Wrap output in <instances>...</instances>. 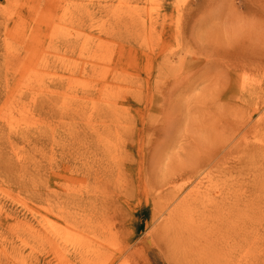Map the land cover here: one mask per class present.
Returning <instances> with one entry per match:
<instances>
[{
	"label": "rangeland",
	"instance_id": "rangeland-1",
	"mask_svg": "<svg viewBox=\"0 0 264 264\" xmlns=\"http://www.w3.org/2000/svg\"><path fill=\"white\" fill-rule=\"evenodd\" d=\"M119 1L0 0V47L29 38L10 55L11 68L24 83L62 82L54 86L63 95L53 100L54 114L65 112L69 98L95 92L57 127L55 117L29 119V128L50 141L40 150L17 145L9 155L45 160L29 177L55 193L32 197L34 208L51 212L29 227L4 221L29 197L0 208V264H35L33 256L58 261L49 239L56 233L60 247L86 251L82 263L72 264H107L109 257L110 264H264V0H121L120 7ZM115 14L133 17L112 33L133 28L121 49L102 42ZM162 26L170 34L163 48ZM82 36L87 50L99 46L129 75L71 76L86 51ZM64 42L73 54L48 48ZM90 115L110 127L98 146L114 157L88 153L82 132L99 125L85 121ZM10 192L1 187L0 199ZM165 198L175 202L164 208ZM63 212L78 225L61 220ZM181 233L191 251L185 259L177 247Z\"/></svg>",
	"mask_w": 264,
	"mask_h": 264
},
{
	"label": "bare ground",
	"instance_id": "bare-ground-1",
	"mask_svg": "<svg viewBox=\"0 0 264 264\" xmlns=\"http://www.w3.org/2000/svg\"><path fill=\"white\" fill-rule=\"evenodd\" d=\"M118 5L120 7L121 5H123V2L120 0ZM74 7H78V4L75 3ZM76 10L78 18L82 17L84 11L81 8H78ZM118 15L119 14H115L116 17L113 18L114 21L112 22V28L106 31V33L105 31H103L105 33L104 37L106 39L102 42L106 43L108 46H110V44L114 46L118 44L119 49H121L123 48L125 42L129 41L127 37L130 35V31L133 30V28L130 25L129 30L118 33V37H112V33L117 27L125 26L130 20L133 19V17L127 15ZM50 20H52L51 14L47 15L45 23L46 26L49 25ZM81 23L83 24V22ZM86 36L89 35L87 34ZM86 36H82L79 39L80 42L83 41V47L86 46ZM169 36L170 34L167 31V28L165 26H162L160 35L158 36V47L160 45V47L163 48ZM28 39L29 38L25 37L18 38L13 42V44L15 43V47L12 46L13 44L10 42L6 43V40L1 41L3 48L0 47V189L1 187H7L11 191L7 194L8 197L0 199V208H5L8 204L18 203L19 201H21L22 196L25 198L29 197L28 203L21 205L20 210H9L8 212H6V215L4 217L5 222H14L17 225H20V227H29L31 220L38 217V215L51 212L45 205L42 204L39 208H34L32 205V197L42 198L48 196L49 194L55 193V191H53L47 185L38 188L37 186L40 183L34 181L29 177V175L31 174V169L37 170L38 166L44 165L42 163H44L45 160L35 159L31 154H28L23 158L9 157V155L13 153L14 149L16 148L15 146L17 145L22 144L27 146L33 145L34 147L38 146L39 148L37 149L40 150L50 141V139L48 138L49 135L47 133H40L29 128V119L46 120L55 117L52 126L57 127L62 124V121L68 116V114L79 113L76 112L78 104L82 106L83 103L92 102L95 99V92L88 89V91H85L80 96L69 98L66 110L65 112H63V114H54L55 110L51 107V105L53 104V100L58 96L63 97V95H61L59 91L56 90L57 87L54 86L59 84L61 85L62 82L60 80L56 81L52 79L48 82H43L40 80V82H37V84L35 82L24 83L20 74L17 71H14V69L11 68L12 65L7 61L9 57H11L10 55L13 54L16 50L19 51L20 49H25ZM48 45V48L54 52L58 51L60 47H62L64 49H68L69 53H74L72 43L68 44L67 42H64L60 45L50 43ZM99 51V46H96L93 51H89L86 48V51L79 53V60L76 61V67L74 71L70 73V75L89 76L91 74L93 75L101 72L105 75V77H109L114 80L125 79L129 75L130 70L124 68V66L120 64V59L111 58L113 60L112 61L105 56L102 57L101 54H99ZM29 52L30 51H27V55H29ZM31 57L32 54H30L28 58ZM134 72L137 73L138 71L134 70ZM44 85H49V87L51 86L54 88H51V90L48 91L46 95H43L42 93H40V90ZM104 101L106 100H103V102ZM154 102L155 101H151V103ZM158 103L159 102H156L155 104ZM88 114H95V112H91ZM84 119L87 123L97 122L99 124L97 126H89V132H82L81 138L87 141L86 146L89 147L88 153L96 155L97 158L99 157L100 159H108L114 157L113 154H109V150L107 148H105L104 146H98L101 138L106 133L111 132L110 127L104 126L106 120L100 118L96 119L91 115L84 117ZM9 121H11V127L3 128V125H7ZM15 124L17 125L14 126ZM113 131L118 134L119 132H122V129L117 126L113 128ZM76 138L77 137L72 139L76 141L74 144H78V140H76ZM81 154H84V152H81ZM20 172L23 173L20 174ZM83 172L87 173L88 171ZM79 201H83V198L79 199ZM162 201L163 202L160 203L162 206H164V208L170 207L175 202L173 198H165ZM83 203L75 202L74 205L78 207L86 205L85 201ZM234 203H236V200H234ZM92 205L93 204L91 203V206ZM177 208H179V204L175 206V209ZM160 211L162 212L163 209H161ZM60 219L64 220L68 224H71V226L75 227L76 225H78L75 215L69 216L67 215V213L63 212V214H61L60 216ZM54 231L55 226H51V229L47 232L49 234H52ZM56 234V237L52 234L53 236L49 237V239L50 241H52V245H57L56 247H54V249L58 252V254H60V259L58 261L54 260L45 262L44 259H41L38 256H33V263L39 264L40 261H43L44 264H72L73 262L78 260L82 263L85 250L79 245L60 247L61 244L57 243V237L59 236V233ZM180 237L183 238L177 239L179 240V242L177 243V247L179 248L178 252L181 258L183 257V259H185V253L187 252L190 254L191 251L188 246L189 244L187 243L186 233H181ZM146 242L147 244L151 245L152 240L148 239L146 240ZM56 248H58V250ZM111 260V257L106 258V263L110 264Z\"/></svg>",
	"mask_w": 264,
	"mask_h": 264
}]
</instances>
